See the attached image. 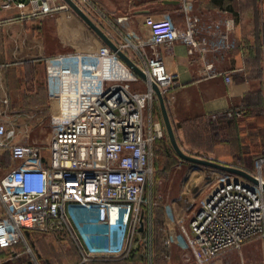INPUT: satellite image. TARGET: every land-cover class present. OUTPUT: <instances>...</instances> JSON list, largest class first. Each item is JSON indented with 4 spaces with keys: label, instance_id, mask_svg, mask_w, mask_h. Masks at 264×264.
<instances>
[{
    "label": "built area",
    "instance_id": "built-area-1",
    "mask_svg": "<svg viewBox=\"0 0 264 264\" xmlns=\"http://www.w3.org/2000/svg\"><path fill=\"white\" fill-rule=\"evenodd\" d=\"M10 1L3 0V5ZM25 1L31 15L54 10L50 0ZM25 1L17 5L24 7ZM197 1L179 0L184 27L167 11L145 15L147 34L129 33L115 43L145 73V79L90 28L99 46L45 58L48 94L56 103L48 114L46 155L39 143L15 140L14 130L0 120V151L9 157V171L0 178V250L21 243L25 230L46 232L52 225L67 230L77 244L76 264H94L97 257L131 251L141 215L151 218L155 207L166 208L152 187L156 142L163 137V128L157 122L149 128L144 121L146 107L157 97L152 83L163 96L175 84L159 48L182 43L192 61L203 63L201 73L222 75L227 84L232 82L231 73L216 71L206 57L238 48L231 35L232 19L202 20L195 14ZM259 2L263 5L264 0ZM137 84L145 88H136ZM241 115L237 107L210 117ZM263 163L264 157L259 158L257 172L246 170L257 182L220 171L212 175L208 187H202L189 216L177 209V223L197 264H211L251 240L264 242ZM84 225L87 231H81ZM92 227L108 244H90ZM162 231L169 246L171 239Z\"/></svg>",
    "mask_w": 264,
    "mask_h": 264
},
{
    "label": "crops",
    "instance_id": "crops-1",
    "mask_svg": "<svg viewBox=\"0 0 264 264\" xmlns=\"http://www.w3.org/2000/svg\"><path fill=\"white\" fill-rule=\"evenodd\" d=\"M23 1L11 0L6 6L0 0V120L14 130L15 140L39 143L46 155L48 114L56 103L51 102L48 94L45 58L94 49L100 40L64 0H50L54 10L43 16L31 15L26 1L24 7L17 5ZM74 1L114 43L122 42L129 33L147 34L145 15L157 16L167 11L179 27L185 26L179 0ZM263 9L264 2L261 5L259 0H198L195 3V14L202 20L232 19L231 35L237 40L238 48L206 57V63H212L216 71L231 73L230 84L222 75L201 73L203 63L192 61L182 43L159 48L167 71L175 79L173 87L164 95L167 111L176 138L186 146H183L186 151L199 150L185 139L186 131L197 120L240 107L253 92L259 91L264 96ZM135 87L142 90L145 85ZM144 121L149 128L157 122L165 131L157 97L146 107ZM2 160L9 166L8 154L0 151ZM178 216L177 208L155 207L151 218L144 215L143 229L138 228L131 251L97 257L94 264H197L177 223ZM162 229L171 239L169 246L164 244ZM81 231H87V226ZM76 232L80 235L78 229ZM98 233L94 227L88 231L90 244H108ZM260 242L264 254V242ZM249 243L231 249L226 258L234 264L243 263V256L240 258L232 250H253ZM79 260V249L70 233L52 225L46 232L25 230L21 243L9 250H0V264H76Z\"/></svg>",
    "mask_w": 264,
    "mask_h": 264
},
{
    "label": "rangeland",
    "instance_id": "rangeland-1",
    "mask_svg": "<svg viewBox=\"0 0 264 264\" xmlns=\"http://www.w3.org/2000/svg\"><path fill=\"white\" fill-rule=\"evenodd\" d=\"M261 98L262 112L259 119L242 114L228 125L213 127L199 141L198 151L200 152L186 151V146L183 145L184 148L178 140L177 142L188 154L228 165L242 166L249 172H257V160L264 157V96L261 95ZM161 139L162 143H156L153 192L155 195L162 196L161 201L167 208L173 209L174 207L186 211L189 216L203 194L202 187L204 185L208 187L207 183L212 175L216 176L220 170L182 160L173 150L166 130H163ZM190 139L193 138L190 137ZM8 169L9 166H6L3 160L0 161V178L6 174ZM247 245H253V250H232L238 256H243L244 262L239 264H264L260 240L255 239ZM228 251L231 252V250ZM228 251L216 257L211 264H234L226 258Z\"/></svg>",
    "mask_w": 264,
    "mask_h": 264
},
{
    "label": "water",
    "instance_id": "water-1",
    "mask_svg": "<svg viewBox=\"0 0 264 264\" xmlns=\"http://www.w3.org/2000/svg\"><path fill=\"white\" fill-rule=\"evenodd\" d=\"M65 3L87 24V26L94 32L96 35L113 51L117 53V55L136 73L138 74L142 79H145V73L137 67L132 60L118 47L116 44L108 37V35L99 27L97 26L93 20L83 11V9L74 1V0H64ZM152 88L156 93L157 99L159 101L160 111L163 119V123L165 126V130L168 136V139L170 141V144L175 151V153L182 159L191 163L208 166L213 169H217L220 171H225L228 173L238 174L241 175L253 182H257V179L253 177L249 172L246 170L233 166L224 164L212 159L203 158L195 155L188 154L185 152L179 143L177 142L176 135L171 123V120L169 118V114L167 111L166 103H165V97L160 92L159 88L155 83H152ZM264 189V186H263ZM143 229V215L140 217V226L139 230Z\"/></svg>",
    "mask_w": 264,
    "mask_h": 264
},
{
    "label": "trees",
    "instance_id": "trees-1",
    "mask_svg": "<svg viewBox=\"0 0 264 264\" xmlns=\"http://www.w3.org/2000/svg\"><path fill=\"white\" fill-rule=\"evenodd\" d=\"M261 92H253L250 94L245 100L243 104L239 107L242 110V114L248 117L253 118L257 117L258 119L261 117L262 112V98ZM256 113V115L254 114ZM237 117H224L217 116L216 119H211L210 115L204 120H197L198 123L193 125L190 131H186L185 139L188 141L189 145H193L199 147V141L205 137L213 127H219L223 124H230L235 121ZM192 137L193 139H190ZM213 138V135L210 136ZM162 139H159L156 143H162ZM167 149V147H166ZM262 175L264 176V163L262 165Z\"/></svg>",
    "mask_w": 264,
    "mask_h": 264
}]
</instances>
